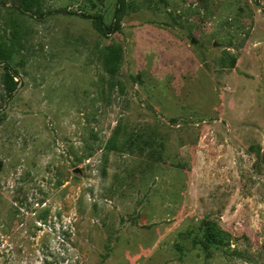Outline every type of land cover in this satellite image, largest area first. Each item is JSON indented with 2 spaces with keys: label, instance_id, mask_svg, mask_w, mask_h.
<instances>
[{
  "label": "rangeland",
  "instance_id": "374dc122",
  "mask_svg": "<svg viewBox=\"0 0 264 264\" xmlns=\"http://www.w3.org/2000/svg\"><path fill=\"white\" fill-rule=\"evenodd\" d=\"M0 264H264V0H0Z\"/></svg>",
  "mask_w": 264,
  "mask_h": 264
}]
</instances>
